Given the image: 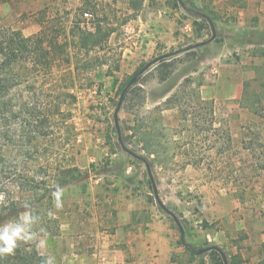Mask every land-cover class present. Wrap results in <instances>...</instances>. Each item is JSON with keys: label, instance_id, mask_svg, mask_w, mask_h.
<instances>
[{"label": "rangeland", "instance_id": "rangeland-1", "mask_svg": "<svg viewBox=\"0 0 264 264\" xmlns=\"http://www.w3.org/2000/svg\"><path fill=\"white\" fill-rule=\"evenodd\" d=\"M4 1L15 6L11 17L0 10V38L9 29L41 28L39 21L45 24L52 19L42 12L41 3L37 8L31 0H0ZM229 1L245 6L238 11L242 22L238 24L237 15L225 9L217 12L214 39L198 48L187 49L208 40L212 29L185 34L177 42L171 38L148 42L129 37L117 27L107 47L92 51L90 55L106 64L96 65L90 72L92 87L82 78L75 81L81 88L73 90L76 100L64 108L71 110L76 135L68 141L69 133L61 131L56 146L59 155L72 159L85 174L76 187L62 190L60 208L52 196L56 188L46 176L53 175L56 157L44 153L45 141L35 153L33 145L26 143L27 127L12 125L9 139L8 125L0 123V225L17 220L26 210L36 217L34 237L16 247L31 264H44L49 257L53 264H81L72 248L60 242L59 228L66 217L58 212L74 199L80 201V189L87 188L90 176L113 177L131 166L128 179L137 193H150L144 165L118 143L113 104L134 74L154 61L126 91L120 106L118 126L124 147L137 155L153 153L151 175L156 193L182 220L188 236H197L208 226L223 229L229 236V255L237 247L247 256L252 253L264 259V0ZM68 13L51 21L61 20L64 26L81 16L71 10ZM164 59L169 74L161 81L165 67L159 65ZM245 82L249 83L246 92ZM12 94L28 95L22 86ZM104 151L114 158L109 160ZM152 203L157 208L156 201ZM11 205L17 212L8 216Z\"/></svg>", "mask_w": 264, "mask_h": 264}, {"label": "crops", "instance_id": "crops-1", "mask_svg": "<svg viewBox=\"0 0 264 264\" xmlns=\"http://www.w3.org/2000/svg\"><path fill=\"white\" fill-rule=\"evenodd\" d=\"M31 1L37 8L41 3L40 8L48 19L60 17L62 13L68 15L70 10L78 14L90 12L102 29L112 30L107 45L114 40V30L117 27L127 31L129 37L141 41L157 42L171 38L177 42L185 34H194V23L204 25L203 30L210 26V29H214L219 24L217 12L224 9L228 14L237 15L235 20L240 24L243 19L238 11L245 7L229 0ZM14 6L7 1L0 2V10L5 15L9 13V17ZM80 19L79 15V18L70 20L64 26L61 20L39 23L41 27L58 23L68 32ZM144 27L145 31L142 30ZM40 30L39 26L24 27L21 33L24 37H29ZM113 155L104 151L105 157ZM77 167L85 174L83 168ZM131 171V166H128L113 177L105 174L90 176L87 188L80 189V201L74 199L66 209L58 212L61 218L66 217L59 228V234L62 235V238L59 237L60 242L64 241L67 248H72L75 260L81 261V264H213L209 250H206L208 248L220 249L229 256L226 245L229 236L223 229L208 226L199 231L197 236L190 237L184 231L181 237L175 221L171 220L172 210L159 197V202L167 212L158 206L157 201V208L150 203L149 198L153 196L150 191L145 195L138 194L132 180L128 179ZM88 173L90 172L86 171ZM79 181L80 179L60 189L76 187ZM73 218L76 219L75 224ZM43 240L46 242V237ZM185 244L207 248L191 256L185 250ZM232 255H239L242 264H264L263 258L253 256L252 253L247 256L241 248L234 247Z\"/></svg>", "mask_w": 264, "mask_h": 264}, {"label": "trees", "instance_id": "trees-1", "mask_svg": "<svg viewBox=\"0 0 264 264\" xmlns=\"http://www.w3.org/2000/svg\"><path fill=\"white\" fill-rule=\"evenodd\" d=\"M81 22L82 20L77 21L68 32L59 24L43 25L38 33L29 37H24L20 30L9 29L8 35L0 38V123L8 125L6 136L9 139L12 125L18 124L21 127H27L26 143L33 145L35 153H38L45 141L44 153L49 152V157H56L51 167L54 169H52L53 175H46L55 188L68 186L83 176L82 170L75 166L72 159H67L57 153L56 146L60 140V132L63 130L69 133L68 141L75 138L76 133L70 123L71 110L64 107L67 104L72 105L76 100L73 90L81 88V85L75 86L76 80L82 78L88 88L92 87L90 72L96 65H105L106 61L90 54L96 48L102 50L107 47V39L112 32L109 29H102L96 18L91 21V28L95 31L82 28L79 25ZM194 28L195 31H198L203 30L205 26L194 23ZM160 62L159 66L165 67L161 81H165L169 74L167 69L169 64L166 59ZM248 84L245 82L244 92L247 91ZM20 86L28 94L26 98L12 94ZM124 87L119 90V94ZM39 95H42L44 100L39 101ZM116 105L117 102H114V110ZM262 127L261 129L264 131V123ZM224 138L225 143L229 145L230 138L227 133ZM129 152L136 160L144 164L147 171L152 173L154 161L151 156L153 153L148 152L146 156H142L137 155L134 150ZM25 155L29 156V152ZM38 159L40 158H36V160ZM43 160L49 164L47 157ZM261 168L264 169V163ZM25 178L27 177L25 176ZM33 182L35 181H30V185ZM42 184L45 182L42 181ZM147 186L154 195L156 189L155 186H152L149 178ZM154 201H156L155 197L150 196L149 202ZM158 206L163 208L159 201ZM7 212L8 216H12V213L17 212V208L11 205L7 208ZM177 219L183 230L186 231L182 220L171 214L172 221ZM184 246L191 256L207 248L189 244ZM206 250H209V257L213 264H223L217 248ZM227 261L228 264L243 263L239 255H229ZM0 264H31V262L16 248L14 254L0 256Z\"/></svg>", "mask_w": 264, "mask_h": 264}, {"label": "clouds", "instance_id": "clouds-1", "mask_svg": "<svg viewBox=\"0 0 264 264\" xmlns=\"http://www.w3.org/2000/svg\"><path fill=\"white\" fill-rule=\"evenodd\" d=\"M55 206L60 208L62 189L59 187L52 193ZM25 209L29 206L26 204ZM36 223V217L31 211L26 210L20 214L15 221L0 225V256L12 255L17 247L18 242L32 239L35 233L32 232V226ZM44 264H53V258L49 257Z\"/></svg>", "mask_w": 264, "mask_h": 264}, {"label": "water", "instance_id": "water-1", "mask_svg": "<svg viewBox=\"0 0 264 264\" xmlns=\"http://www.w3.org/2000/svg\"><path fill=\"white\" fill-rule=\"evenodd\" d=\"M214 37H215V34H214V30L212 29V35H211V37H210L208 40L203 41V42H201V43L194 44V45L188 47L187 49L189 50V49L198 48V47H200V46L206 45V44L210 43V42L214 39ZM178 52H180V51H178ZM178 52H177V53H178ZM167 56H169V55H167ZM153 63H155V61L152 62L151 64H153ZM151 64H148L147 67H144V68H142L141 70H139V71H138V72H137V73H136V74L130 79V81L127 83V85H126V86L124 87V89L122 90V92H121V94H120V97H119V100H118V102H117L116 108H115L114 113H113L114 126H115V129H116L117 134H118V143L120 144L122 150L125 151V152H127V153H129V154H131V153H130V152L124 147L123 142H122L121 137H120L119 126H118V112H119L120 106H121V104H122V102H123V98H124V95H125L126 91H127V90H128V89H129L134 83H135V81L137 80V78H138L140 75H142V74L147 70V68H148ZM148 175H149V179H150V181H151V184H152V186L154 187L155 184H154V181H153L152 175H151V173H150L149 171H148ZM154 195H155V199H156V201L158 202L159 199H158L157 193H155ZM162 209H163L164 211L167 212L166 208L163 207ZM175 223H176V225H177V227H178V230H179V233H180L181 237H183V235H184V230H183V228L181 227L180 222L177 221V220H175ZM218 253L220 254V257H221V259H222L223 264H228L227 257H226V255H225V253H224L222 250H220V249H218Z\"/></svg>", "mask_w": 264, "mask_h": 264}, {"label": "built area", "instance_id": "built-area-1", "mask_svg": "<svg viewBox=\"0 0 264 264\" xmlns=\"http://www.w3.org/2000/svg\"><path fill=\"white\" fill-rule=\"evenodd\" d=\"M93 19V15L90 12H83L81 14V26L86 27L87 29H91V21ZM114 158L113 156L108 157L109 160H112Z\"/></svg>", "mask_w": 264, "mask_h": 264}]
</instances>
